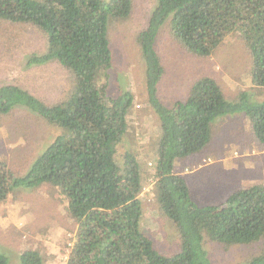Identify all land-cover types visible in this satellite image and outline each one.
Instances as JSON below:
<instances>
[{
	"label": "trees",
	"instance_id": "trees-1",
	"mask_svg": "<svg viewBox=\"0 0 264 264\" xmlns=\"http://www.w3.org/2000/svg\"><path fill=\"white\" fill-rule=\"evenodd\" d=\"M155 2L145 27L135 33L146 105L159 131L156 155L145 168L132 152H118L134 96L128 90L109 94L107 83L112 59L108 25L130 15L132 0H0V20L32 25L45 38L46 49L30 54L25 67L58 63L69 74L59 99L50 103L18 85L0 86L1 114L20 105L59 130L30 163L14 167L0 160V203L15 189L53 187L74 226V231L69 226L74 235L66 264H211L209 242L224 248L255 245L237 264H264V184L240 185L219 203L200 204L178 168L180 161L206 150L218 118L235 113L245 115L264 149V0ZM166 23L179 45L199 57L210 56L229 35H241L254 93L242 89L229 98L228 89L204 75L183 99L166 106L156 87L164 71L156 38ZM149 179L159 216L174 228V252H162L145 231L139 195ZM0 264H7L1 250ZM19 264H43V259L28 248L21 251Z\"/></svg>",
	"mask_w": 264,
	"mask_h": 264
},
{
	"label": "rangeland",
	"instance_id": "rangeland-1",
	"mask_svg": "<svg viewBox=\"0 0 264 264\" xmlns=\"http://www.w3.org/2000/svg\"><path fill=\"white\" fill-rule=\"evenodd\" d=\"M155 3V0H132L130 15L110 21L107 30L112 51L107 71L108 92L117 96L128 90L134 96L127 132L118 152H132L145 168L150 167L146 161L156 155L159 131L157 117L146 105L144 63L135 33L145 27ZM156 46L164 67L156 84L157 95L166 106L183 99L192 83L204 75L228 89V97L232 99L242 89L254 91L249 51L238 33L226 37L210 56L199 57L179 45L166 23L157 35ZM45 49L46 41L38 28L0 20V86L18 85L46 103L59 99L69 78L60 64L25 67L30 54L42 53ZM21 107L14 106L9 113H0V160L5 158L14 167L30 163L59 131ZM193 159L180 161L178 168L188 177L191 196L200 204L219 203L240 185L264 184V149L255 140L243 113L218 118L212 124L210 144ZM153 188V181L149 179L139 195L145 231L162 252H174L178 240L171 223L157 212ZM54 190L47 185L15 189L0 203V250L6 255L7 264H19L21 251L28 248L39 251L43 264H64L74 226L63 215L64 203ZM71 225L73 231L69 228ZM255 249L251 244L224 248L209 242L206 246L211 264H237Z\"/></svg>",
	"mask_w": 264,
	"mask_h": 264
},
{
	"label": "clouds",
	"instance_id": "clouds-1",
	"mask_svg": "<svg viewBox=\"0 0 264 264\" xmlns=\"http://www.w3.org/2000/svg\"><path fill=\"white\" fill-rule=\"evenodd\" d=\"M67 253H68V249H67ZM65 256H66V257H65V262H64V264H66V260H67L68 254H66Z\"/></svg>",
	"mask_w": 264,
	"mask_h": 264
}]
</instances>
